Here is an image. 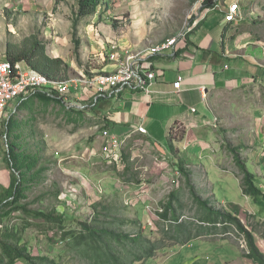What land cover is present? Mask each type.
Masks as SVG:
<instances>
[{
    "label": "rangeland",
    "instance_id": "374dc122",
    "mask_svg": "<svg viewBox=\"0 0 264 264\" xmlns=\"http://www.w3.org/2000/svg\"><path fill=\"white\" fill-rule=\"evenodd\" d=\"M236 1L241 3L244 17L241 26H237L239 32L250 33L252 46L264 56V0ZM100 2L93 14L80 18L77 16L78 0H0V62L6 60L7 42L20 44L28 36L35 35L45 43L47 55L51 57L54 51L58 52L61 56L58 58L68 67L69 64L74 65V69L69 67V72L61 76L60 81L89 77L110 70L103 51L108 42H117L134 50L148 47L152 44L149 40L166 39L178 30L189 28L188 23L199 14L200 5L199 0ZM17 104V101L12 104L7 118L14 112ZM33 106L35 113L24 114L22 118L28 119L21 123L20 130L29 131V126L34 125L31 121L35 118L39 121L52 119L56 124L57 118H53L49 107L46 114L38 115L36 110L40 105L35 102ZM210 112L222 143L220 155L213 164H198L197 168L187 171L185 177L181 175L182 172L173 174L171 169H163L160 173L151 169L146 172L145 168L135 170L134 168L144 165L145 160L131 162L125 158V167L116 171L110 180L107 179L105 191L99 187L92 170L84 171L85 167L79 163V159L75 165L68 164V161L61 164L57 161L59 157L67 160L70 154H65L66 148L62 152L47 141H43L42 145L37 144L40 141H25L28 144L26 147L39 157V166L44 170L30 186L26 201L29 203L28 209L41 212L63 211L65 220L69 222L65 231L76 229L73 220H83L99 210L112 212L117 218L134 221V226L117 227L116 230L134 233L140 224L141 232L152 242L164 238L165 248L158 250L145 264H182L183 261H192L195 255L200 257L195 264H239L243 260L242 255L246 254L238 241L241 236L234 227L224 232L223 226L203 225L201 220L206 211L194 200V196L208 202L207 207L212 210L238 217L253 234L255 241L264 246V87L253 85L231 94L222 93L210 105ZM29 116L36 117L31 120ZM46 134L45 140L49 137ZM4 136L5 119H1L2 157L6 155V144L11 145L10 138L7 136L5 139ZM52 138L51 135L49 140ZM77 148L81 150L82 146ZM233 154L255 176L263 197L242 194L239 169ZM102 167L105 172L100 176L113 174L112 164H104ZM193 176L197 178L194 179ZM114 179H119L120 183H115ZM142 180L147 183L150 197L158 202L157 206L154 204L155 207L164 209L167 201L172 202L176 221L172 219L171 213L166 217L158 212L150 214L146 209L149 203L139 205L140 201H136L134 194L138 187L136 185ZM65 183H70L73 187L69 203L64 195ZM128 197L132 198V202L126 205ZM97 203L101 205L94 209L93 206ZM112 218L113 216L108 217L107 220L111 221ZM0 223L3 225L0 239L4 232H10L19 238L20 244H26L32 256H47L57 264H85L76 253L66 248L65 242L59 238L61 233L57 228L45 230L46 225L42 222L20 212L0 219ZM217 232L222 236H217L218 240L211 238L210 235ZM199 234L203 239L194 238ZM176 235L191 237L189 246L180 250L179 244L172 248L174 255L166 258L171 250L169 248L173 246L170 238ZM203 245H208L210 249L205 251Z\"/></svg>",
    "mask_w": 264,
    "mask_h": 264
},
{
    "label": "crops",
    "instance_id": "0c3cea01",
    "mask_svg": "<svg viewBox=\"0 0 264 264\" xmlns=\"http://www.w3.org/2000/svg\"><path fill=\"white\" fill-rule=\"evenodd\" d=\"M233 1L236 0H220V4L227 5ZM238 5L242 14V5L239 2ZM243 20L244 17L241 21L229 24L217 10L210 8L199 10V14L188 23L189 35L186 44H180L174 55L166 54L153 59L157 80L146 91H128L114 98H101L86 110L67 109L60 101L47 107L40 106L36 110L38 115H42L47 113L49 107L53 118H57L56 124L52 119L39 121L38 118L34 119L36 116H29L31 120L34 119L31 121L34 125L29 126V131L20 130L21 123L28 119L22 118L24 114L35 113L34 106L25 107L26 103H24L6 126L10 117L7 118L9 109L20 99L9 103L3 117L5 134L10 138V147L17 161L16 165H9L6 157L0 155V198L8 194L10 185L18 175L25 177L26 172L23 167L28 160L38 159L37 169L41 168L39 157L26 147L28 144L25 141L28 140L40 141L37 144L41 145L43 141L45 143L47 141L48 144L56 145L62 152L66 148L65 154H70L67 160L59 157L57 161L60 164L68 161V164L75 165L78 163L76 160L79 159L81 161L79 163L85 167L84 171L94 172L102 191H105L104 184L107 179L110 180L118 171L112 166L113 174L100 176L105 172L102 166L109 164L106 156L101 152L104 145L101 137L103 129H109L118 137L125 139L122 145L123 159L127 158L131 162L137 159L145 160L146 163L134 168L135 170L145 168L146 172L151 169L160 173L164 171L163 169L172 171L173 168L178 167L182 172L181 175L186 177L185 173L191 168H197L198 164H213L220 155L222 143L219 141V130L211 115L210 105L222 93L231 94L253 85L264 87V56L252 46L250 33L239 32L237 26H241ZM160 41L155 38L148 42L154 45ZM145 48L147 47L138 50ZM51 57L61 56L54 51ZM69 67L74 69L73 64H69ZM108 67L111 70L109 65ZM179 75L182 76V82L180 89L176 90L173 83ZM69 99L79 105L89 104L93 100L92 95L87 92L72 93ZM136 126L143 127L147 134L132 132ZM46 133L49 136L47 140L44 139ZM51 135L53 138L49 140ZM80 145L81 150L77 148ZM79 153L81 155H77ZM156 155H164L166 161L155 162L153 159ZM20 164L23 165L19 167ZM15 166L21 168L20 171H16ZM200 167L203 169L202 165ZM166 173L167 171L164 172ZM114 180L115 183H120L119 179ZM128 198L132 202V198ZM135 199L140 201V206L144 203L153 206L158 204L157 200L150 197V193L148 197ZM202 224L211 226L209 223L202 222ZM182 236H173L174 239L171 240L173 246L169 248L171 250L166 258L174 255L172 248H176L179 244L180 250L189 246L191 237ZM201 236L199 234L194 238L203 239ZM210 236L216 239L222 234L217 232ZM255 242L264 253V246L258 241ZM202 248H205V251L210 249L208 245H203ZM242 257L246 263L241 260L239 264H257L245 255ZM199 258L195 255L192 261H183L182 264H195Z\"/></svg>",
    "mask_w": 264,
    "mask_h": 264
},
{
    "label": "trees",
    "instance_id": "16d2710c",
    "mask_svg": "<svg viewBox=\"0 0 264 264\" xmlns=\"http://www.w3.org/2000/svg\"><path fill=\"white\" fill-rule=\"evenodd\" d=\"M100 3V0H78L77 16L83 18L93 14ZM213 5L214 0H205L199 10L212 8ZM5 57L11 64L24 62L31 69L50 80L60 81L61 76L63 77L69 72V67L61 58H53L47 55L45 43L35 35L28 36L20 44L7 42ZM35 101L42 107L59 102L58 99L40 91L29 92L20 98L6 126H8L10 119L17 115L24 103H26L25 107H33ZM233 150L235 151V149ZM233 155L239 169L242 194L263 197L262 191L256 184L255 176L246 170L245 165L240 162L237 155ZM5 157L9 165H16V156L9 145H7ZM38 161V159L28 160V163L24 164L23 167L26 172L25 177L22 178L18 175L10 185L8 194L0 198V219L12 213L20 212L34 217L40 223L42 222L43 225H46L45 230L59 229L61 233L59 238L65 242L66 248L76 253L80 259L85 261V264H145L158 250L165 248L164 240H162L164 238L152 242L141 232L140 224L137 225L138 229L134 233L116 230L117 227L134 226L135 222L117 218L112 212L95 211L83 220L79 218L73 220L76 229L65 231L64 228L69 222L65 220L63 214L54 210L48 212L29 210V203L26 201L31 189L30 186L44 172L43 168L37 169ZM22 165L20 164L19 167ZM14 169L20 171L21 168L15 166ZM30 173H32L31 177ZM190 189L193 190V188ZM194 200L206 211L201 222L213 225L216 223L225 224L223 226L224 232L230 229V225L233 226L239 234L244 236L248 251L244 254L245 257L254 263L264 264V253L256 245L253 234L245 228L238 217L231 213L212 210L207 207L208 202L201 201L196 196H194ZM20 202L23 204H19ZM100 205L97 203L93 207L97 209ZM168 213H171L172 219L176 221L177 218L173 214L171 201L165 203L162 217H166ZM111 216H113V220L108 221V217ZM173 239V237L170 238V240ZM19 241L17 236H13L7 231L4 232L0 239V264H17L21 261L26 264H57L47 256H32L26 244H20Z\"/></svg>",
    "mask_w": 264,
    "mask_h": 264
},
{
    "label": "built area",
    "instance_id": "2783aa9c",
    "mask_svg": "<svg viewBox=\"0 0 264 264\" xmlns=\"http://www.w3.org/2000/svg\"><path fill=\"white\" fill-rule=\"evenodd\" d=\"M205 0H199V7ZM212 10H217L224 17V21L233 24L242 20V14L237 1L230 2L227 5L220 4V0H214ZM189 35V28L178 30L169 38L151 45L143 50H134L129 46H121L117 42H108L104 48V56L111 70L104 71L92 76H83L77 80L57 81L50 80L44 75L31 69L24 62L11 64L7 60L0 62V120L3 119L9 103L27 95L29 92L40 91L46 95L58 99L67 109L76 108L86 110L95 104L101 98H114L123 92L142 90L146 91L148 87L157 80V73L153 66V59L166 54L174 55L180 44H186ZM182 76H177L173 83L176 90L180 89ZM75 92L84 94L85 92L92 95V101L89 104L79 105L70 101V95ZM132 132L146 135V130L141 126H136ZM5 139L7 136H4ZM101 137L104 145L101 152L106 156L108 162L117 170L124 168V159L122 154V145L124 138L118 137L109 129L101 130ZM7 146V144H6ZM164 155L154 156L155 162H165ZM173 174H179V168H173ZM173 183V181H172ZM135 198L148 197L149 191L147 183L142 180L137 185ZM72 185L65 183V199L70 201L72 194ZM130 199L125 200L127 205ZM157 206V205H156ZM147 211L152 214L154 212L163 213L164 209L155 207L151 204L146 206ZM63 212V211H62ZM60 213V212H59ZM159 218V217H158ZM225 224L216 223L215 226L222 227ZM230 227H233L230 225ZM3 225L0 223V232ZM238 233V232H237ZM240 247L245 249L247 246L242 234H239ZM29 249V248H28ZM19 263V262H18ZM24 264L25 262H20Z\"/></svg>",
    "mask_w": 264,
    "mask_h": 264
},
{
    "label": "bare ground",
    "instance_id": "6f19581e",
    "mask_svg": "<svg viewBox=\"0 0 264 264\" xmlns=\"http://www.w3.org/2000/svg\"><path fill=\"white\" fill-rule=\"evenodd\" d=\"M158 1V0H157Z\"/></svg>",
    "mask_w": 264,
    "mask_h": 264
}]
</instances>
